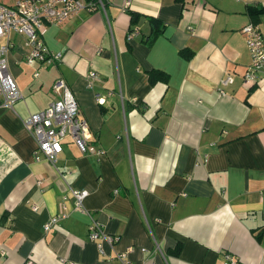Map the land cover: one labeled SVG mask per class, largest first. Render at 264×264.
<instances>
[{
    "label": "crops",
    "instance_id": "crops-1",
    "mask_svg": "<svg viewBox=\"0 0 264 264\" xmlns=\"http://www.w3.org/2000/svg\"><path fill=\"white\" fill-rule=\"evenodd\" d=\"M104 4L45 24L44 44L61 53L52 63L27 64L22 34L0 38L22 93L11 108L0 101V264H123L128 248V264H264V73L245 83L241 33L254 23L264 38V0ZM151 17L160 22L148 39ZM90 70L98 80L87 88ZM155 70L165 79L152 82ZM59 77L104 154H82L67 136L54 165L34 159L22 119L56 99ZM69 187L88 191L82 210ZM64 195L66 217L44 232ZM91 217L116 237L102 252L87 236Z\"/></svg>",
    "mask_w": 264,
    "mask_h": 264
},
{
    "label": "built area",
    "instance_id": "built-area-1",
    "mask_svg": "<svg viewBox=\"0 0 264 264\" xmlns=\"http://www.w3.org/2000/svg\"><path fill=\"white\" fill-rule=\"evenodd\" d=\"M132 0H124L123 7L127 9ZM104 0H0V38L12 33H19L25 37L26 44L30 47L29 53L25 56L27 64L48 62L52 63L61 56L60 52L49 51L42 38V30L46 23H61L73 16L80 9L88 11L103 10ZM137 30L128 33L127 38L134 36ZM246 45L250 54V62L243 75L247 84H253L264 73V38L259 27L254 23H248L241 28ZM11 42L0 43V101L7 107L22 98V93L8 71L7 54ZM34 76L38 72H34ZM98 80V73L90 70L86 77V86L91 88L94 81ZM233 81L227 75L219 82L217 91L224 95V87ZM52 92L56 99L45 108L28 114L22 119L23 126L32 135L36 142L33 152L34 159H45L52 165L57 161L63 150V143L69 136L82 154L102 155L104 150L92 143L93 134L87 121L80 115L78 103L65 80L61 77L55 79L52 84ZM98 104H104L102 96L95 95ZM64 176V174H62ZM37 185L42 187V181L37 179ZM70 196L73 199L75 210H82L83 201L88 195L86 189L69 187ZM67 196L62 197L60 210L52 215L43 225V231L52 229L59 219L66 217L67 210L64 201ZM64 200V201H63ZM34 210L36 206L32 207ZM88 239L94 242L100 252L102 243L113 245L116 241L114 235L104 231L103 226L91 217L88 226ZM127 250H130L128 248ZM127 250L117 254V257L128 264ZM143 250V249H142ZM236 261L227 256L223 264H235ZM22 264H35L32 260H26Z\"/></svg>",
    "mask_w": 264,
    "mask_h": 264
},
{
    "label": "trees",
    "instance_id": "trees-1",
    "mask_svg": "<svg viewBox=\"0 0 264 264\" xmlns=\"http://www.w3.org/2000/svg\"><path fill=\"white\" fill-rule=\"evenodd\" d=\"M262 9H256L254 7H249L248 8V12L251 13V14H256L258 11H260ZM131 14V18L133 19L135 17L134 13H130ZM151 32L149 34V36L147 37L148 39H153L155 36H157L158 34V27H159V19L158 18H155V17H151ZM133 30H130L129 32H132ZM180 54L185 57V58H189L192 53L190 51H187V50H180ZM158 79H165V75L164 73L160 72V71H151L150 72V80L153 82L155 80H158Z\"/></svg>",
    "mask_w": 264,
    "mask_h": 264
}]
</instances>
